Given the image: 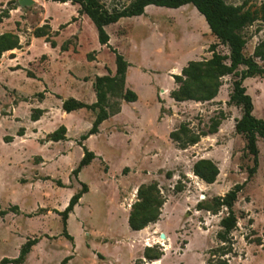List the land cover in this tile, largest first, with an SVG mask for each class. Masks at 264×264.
Masks as SVG:
<instances>
[{
	"label": "rangeland",
	"instance_id": "rangeland-1",
	"mask_svg": "<svg viewBox=\"0 0 264 264\" xmlns=\"http://www.w3.org/2000/svg\"><path fill=\"white\" fill-rule=\"evenodd\" d=\"M130 1L100 0L108 10ZM244 2L245 8L254 9L264 0H227ZM76 7L51 0L26 6L0 0V34L18 35L21 45L0 57V211H5L0 217V259L17 257L27 239L37 238L23 264H60L65 257L66 264H208L219 260L211 254L225 244L231 249L222 257L228 264H264V140L257 139L258 166L248 178L253 157L234 129L242 106L228 103L237 76H223L211 101L176 102L169 96L177 87L173 75L188 61L209 59L211 44H218L220 54H228V47L218 43L191 4L177 9L149 5L143 15L105 26L110 46L130 64L125 86L138 99L109 98L108 110L119 102L121 111L82 140L96 112L66 113L61 103L68 98L93 103L94 78L113 75L115 62L114 54L98 42L93 23L77 15ZM37 27L48 35L35 37ZM242 34L243 53L252 56L264 42V21L247 25ZM243 85L253 115L263 118L264 74L244 79ZM212 120L220 122L217 132L201 136L200 143L179 149L169 138L181 124L190 133L206 132ZM61 126L64 140L51 141ZM82 146L95 158L75 176ZM200 159L218 169L212 184L193 173ZM82 183L87 192L68 215L67 233L73 238L68 240L58 212ZM152 183L164 201L158 220L166 229L149 223L133 231L126 212L137 201V188ZM237 184H244L232 207L237 224L223 243L217 233L227 209L214 213L205 206ZM146 247L162 251L163 261L147 260Z\"/></svg>",
	"mask_w": 264,
	"mask_h": 264
},
{
	"label": "trees",
	"instance_id": "trees-1",
	"mask_svg": "<svg viewBox=\"0 0 264 264\" xmlns=\"http://www.w3.org/2000/svg\"><path fill=\"white\" fill-rule=\"evenodd\" d=\"M59 3L70 2L78 4L77 13L87 16L93 23L98 42L107 47L114 54L115 71L113 75L106 74L96 76L92 87L95 94V101L87 104L75 98H68L62 101L61 108L69 113L78 109H89L95 113L91 127L82 140H86L90 135L98 132L100 124L107 118L118 114L121 110L119 102L115 103L111 110L108 101L111 97L123 100L125 102H135L137 94L125 86L127 70L130 64L123 55L118 53L115 48L109 44V35L105 26L116 23L124 17H135L143 15L145 8L149 5L157 7H167L177 9L183 5L191 4L203 16L211 33L216 37L219 44L228 47V54L216 52V44L209 46L212 55L206 60H190L181 69L180 74L173 75L177 87L169 92V96L176 102L195 101L206 102L213 100L221 86V78L225 75L233 74L237 78L232 83V91L229 94V104L241 105L242 115L235 121L234 129L237 134L244 137L245 148L253 157V166L248 170V178L252 177L258 166L257 139L264 140V117L257 118L253 115V103L250 95L243 85V80L255 75L264 74V68L261 67L255 58L264 63V42L255 47L252 56H245L243 49L246 45V39L242 32L243 29L256 20L264 21V2L257 8H245V2L240 5L227 3V0H131L129 4L120 8L108 10L100 0H51ZM45 27H48L45 25ZM49 29V27H48ZM35 37L48 35L47 32L37 27L33 31ZM51 47H55L54 42H50ZM21 47L18 35L8 32L0 34V57L3 53ZM63 49H65L63 47ZM244 68L239 70V67ZM35 118L34 120H36ZM219 121L212 120L209 130L201 134L190 133L185 124H181L178 129L169 133V138L176 143L179 149H185L199 142L201 136L214 134L217 132ZM65 127L61 126L51 135V141L64 140ZM60 133V134H59ZM83 148V156L77 167L72 173L77 176L80 170L91 163L95 154L86 147ZM193 173L202 179L205 183L212 184L218 175L216 165L208 159H200L193 165ZM246 182V181H245ZM81 189L73 194L66 207L59 211L63 227V235L68 240H73L67 233L68 215L78 204L82 195L87 192V185L82 183ZM244 184H237L230 189L224 196L213 198L212 203L205 206L208 211L216 213L219 208L225 207L227 214L221 218V230L217 233V238L223 243H228L231 231L236 227L237 218L232 209L237 200V195ZM158 189L155 183L137 188V201L131 204L128 215V226L133 231L144 229L149 223H155L160 216V208L164 201L158 198ZM5 215V211H0V217ZM37 238L27 239L20 247L18 256L15 258L3 257L0 264H23L25 257L30 252L31 247L37 243ZM226 245V244H225ZM220 246L216 253L211 257L219 256V260H210L208 264H228L225 255L231 252L227 246ZM153 251V254H150ZM163 255L162 251L154 250L152 247L144 249V257L149 261L158 260ZM222 258V259H221ZM68 257L63 258L60 264H66Z\"/></svg>",
	"mask_w": 264,
	"mask_h": 264
},
{
	"label": "crops",
	"instance_id": "crops-1",
	"mask_svg": "<svg viewBox=\"0 0 264 264\" xmlns=\"http://www.w3.org/2000/svg\"><path fill=\"white\" fill-rule=\"evenodd\" d=\"M66 3H69V2H66ZM77 6V5H76ZM77 8V7H76ZM77 10H78V8H77ZM77 15H78V13H77ZM73 17V16H72ZM74 17H77V16H74ZM127 74H128V72H127ZM126 80H128V75L126 76ZM128 88H130V87H128ZM131 89V88H130ZM133 90V89H132ZM134 91V90H133ZM137 99H138V95H137ZM122 109V108H121ZM121 111V110H120ZM164 118H161V120H163ZM200 143V142H199ZM141 156L142 157H144V156H147V154L146 153H142L141 154ZM128 215H129V211H127L126 212V218H127V220H128ZM154 225H157L160 229H166L165 228V226L163 225V223L161 224V220H158L156 223H154ZM146 228V227H145ZM143 230V229H142ZM141 230H139L138 232H140ZM187 246H188V244H186V248H187ZM185 248V249H186ZM185 249H184V251H185ZM163 258H164V255H162V257L160 258V259H158V260H154V261H151V262H153V263H156V262H158V261H163Z\"/></svg>",
	"mask_w": 264,
	"mask_h": 264
},
{
	"label": "water",
	"instance_id": "water-1",
	"mask_svg": "<svg viewBox=\"0 0 264 264\" xmlns=\"http://www.w3.org/2000/svg\"><path fill=\"white\" fill-rule=\"evenodd\" d=\"M32 3H33V0H17V4L20 6H26V5H30ZM202 197H204V196H202ZM160 237L164 238L165 236L163 233H161Z\"/></svg>",
	"mask_w": 264,
	"mask_h": 264
},
{
	"label": "bare ground",
	"instance_id": "bare-ground-1",
	"mask_svg": "<svg viewBox=\"0 0 264 264\" xmlns=\"http://www.w3.org/2000/svg\"><path fill=\"white\" fill-rule=\"evenodd\" d=\"M165 236V235H164ZM165 238V237H164Z\"/></svg>",
	"mask_w": 264,
	"mask_h": 264
}]
</instances>
